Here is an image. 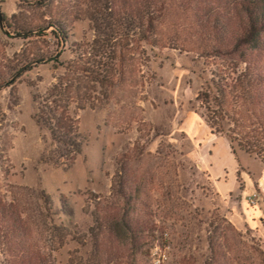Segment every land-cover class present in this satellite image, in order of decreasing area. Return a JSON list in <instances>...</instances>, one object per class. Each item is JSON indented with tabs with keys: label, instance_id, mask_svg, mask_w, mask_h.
<instances>
[{
	"label": "rangeland",
	"instance_id": "1",
	"mask_svg": "<svg viewBox=\"0 0 264 264\" xmlns=\"http://www.w3.org/2000/svg\"><path fill=\"white\" fill-rule=\"evenodd\" d=\"M98 1L77 6L78 0H51L34 7L0 0L11 33L12 27L36 25H44L46 33L21 42L3 36L0 27V69L51 50L50 20L61 21L71 44L98 39L79 14H101ZM140 2L114 0V7L134 10ZM133 57L136 61L140 55ZM209 69L191 52L153 55L144 70L155 78L143 88L134 83L107 105L74 113L84 145L72 161L58 158L49 133L36 121L32 101V94L46 96L61 70L42 66L0 90V201L16 204L28 226L43 232L50 220L40 195L49 197L54 223L66 225L84 242L69 241L56 250V264H85L90 253L113 260L127 252L126 241L109 224L127 199L130 219L147 227L148 264L199 263L208 253V223L214 218L222 240L232 224L264 244V167L242 151L232 153L228 138L207 125L197 94ZM253 195L256 206L246 199ZM4 239L0 237V264L7 258Z\"/></svg>",
	"mask_w": 264,
	"mask_h": 264
},
{
	"label": "trees",
	"instance_id": "2",
	"mask_svg": "<svg viewBox=\"0 0 264 264\" xmlns=\"http://www.w3.org/2000/svg\"><path fill=\"white\" fill-rule=\"evenodd\" d=\"M20 1L41 7L51 0ZM99 1L101 14L79 12L81 18L89 20L98 39L71 44L61 21L50 20L51 50L32 53L4 69L1 65L0 90L42 66L61 70L45 97L32 94L36 121L49 133L58 158L72 161L82 151L84 138L78 132L76 111L103 107L116 92L134 88L136 83L143 88L155 78L144 70L151 57L177 50L196 54L210 67L197 99L212 132L228 138L232 153L242 151L264 167V0H141L138 8L121 11L114 7V0ZM85 3L78 0L77 6ZM1 17L5 21L3 12ZM43 28L12 27L15 33H30L3 36L24 42L46 35ZM134 53L140 55L136 61ZM26 83L32 87L29 80ZM2 117L0 105V123ZM40 198L50 220L43 232L28 226L16 204L0 201L6 264H56L54 252L69 241L83 246L66 225L54 223L49 197L41 193ZM129 204L127 199L125 207L122 204L109 221L110 229L126 241L129 250L113 260H100L96 253H90L85 264H148L147 227L139 228V222L130 219L126 211ZM228 225L230 234L222 235V240L216 219H210L208 253L197 264H264L263 242ZM93 228L88 229L89 235L94 234Z\"/></svg>",
	"mask_w": 264,
	"mask_h": 264
},
{
	"label": "water",
	"instance_id": "3",
	"mask_svg": "<svg viewBox=\"0 0 264 264\" xmlns=\"http://www.w3.org/2000/svg\"><path fill=\"white\" fill-rule=\"evenodd\" d=\"M0 27H1V29H2L5 33L10 34V35H13V36H23V35H25V34H27V33H30V31H28V32H17V33H11V32L7 29V27L4 25L3 20H2V17H1V13H0ZM63 43H64V42H63ZM63 43H62V44H63ZM17 76H18V75H15L12 79H15Z\"/></svg>",
	"mask_w": 264,
	"mask_h": 264
},
{
	"label": "built area",
	"instance_id": "4",
	"mask_svg": "<svg viewBox=\"0 0 264 264\" xmlns=\"http://www.w3.org/2000/svg\"><path fill=\"white\" fill-rule=\"evenodd\" d=\"M256 195L250 196L247 198V202L250 204V206H254L256 204Z\"/></svg>",
	"mask_w": 264,
	"mask_h": 264
},
{
	"label": "crops",
	"instance_id": "5",
	"mask_svg": "<svg viewBox=\"0 0 264 264\" xmlns=\"http://www.w3.org/2000/svg\"><path fill=\"white\" fill-rule=\"evenodd\" d=\"M262 182H263V181H262V180H260V181H259V185H261V186H262ZM246 199H247V198H246ZM246 199H245V201H246ZM240 204H241V203H240ZM248 204H249V203H248ZM249 205H250V204H249ZM240 206L242 207V205H240ZM254 206H256V205H254ZM261 218L264 220V218H263V217H261ZM263 241H264V240H263Z\"/></svg>",
	"mask_w": 264,
	"mask_h": 264
}]
</instances>
